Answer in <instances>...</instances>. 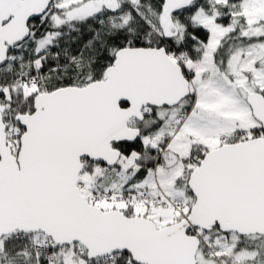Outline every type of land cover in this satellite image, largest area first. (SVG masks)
I'll return each instance as SVG.
<instances>
[{
  "label": "snow or ice",
  "instance_id": "snow-or-ice-1",
  "mask_svg": "<svg viewBox=\"0 0 264 264\" xmlns=\"http://www.w3.org/2000/svg\"><path fill=\"white\" fill-rule=\"evenodd\" d=\"M0 264H264V0H0Z\"/></svg>",
  "mask_w": 264,
  "mask_h": 264
}]
</instances>
